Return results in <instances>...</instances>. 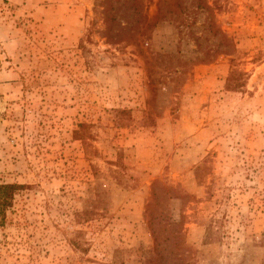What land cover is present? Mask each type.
I'll use <instances>...</instances> for the list:
<instances>
[{
    "label": "rangeland",
    "instance_id": "rangeland-1",
    "mask_svg": "<svg viewBox=\"0 0 264 264\" xmlns=\"http://www.w3.org/2000/svg\"><path fill=\"white\" fill-rule=\"evenodd\" d=\"M144 5L0 0V264H264V0Z\"/></svg>",
    "mask_w": 264,
    "mask_h": 264
},
{
    "label": "trees",
    "instance_id": "trees-1",
    "mask_svg": "<svg viewBox=\"0 0 264 264\" xmlns=\"http://www.w3.org/2000/svg\"><path fill=\"white\" fill-rule=\"evenodd\" d=\"M119 2L123 1L124 13L128 15L129 18H126L130 21L131 16V8L136 11L134 16L137 17L135 22H127L128 24H122L105 11V22L107 24L106 34L109 35L112 31L116 30L117 35L128 34L131 35L129 37V41H138L139 37L150 38L151 34L156 27L158 21H153L148 18L144 0H118ZM126 20V21H127ZM133 21V20H132ZM239 75L238 72L233 71L231 76L229 77V82L227 84V88L229 90H239L242 85L235 82ZM24 189L23 185L19 184H0V226L3 225L7 217V211L12 207L14 196L17 191Z\"/></svg>",
    "mask_w": 264,
    "mask_h": 264
},
{
    "label": "crops",
    "instance_id": "crops-1",
    "mask_svg": "<svg viewBox=\"0 0 264 264\" xmlns=\"http://www.w3.org/2000/svg\"><path fill=\"white\" fill-rule=\"evenodd\" d=\"M0 82H1V77H0Z\"/></svg>",
    "mask_w": 264,
    "mask_h": 264
}]
</instances>
